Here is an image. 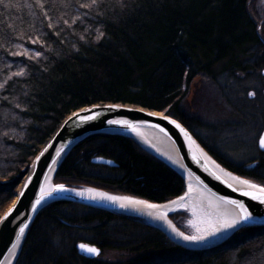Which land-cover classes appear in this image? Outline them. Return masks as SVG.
I'll use <instances>...</instances> for the list:
<instances>
[{
    "label": "trees",
    "instance_id": "obj_1",
    "mask_svg": "<svg viewBox=\"0 0 264 264\" xmlns=\"http://www.w3.org/2000/svg\"><path fill=\"white\" fill-rule=\"evenodd\" d=\"M256 13L253 0H3L0 216L60 123L95 104L164 112L226 168L264 185V152L252 171L233 167L201 140L194 129L198 121L184 105V90L196 78L222 91L237 74L264 70V34ZM257 111L264 122V106ZM96 157L117 167L92 163ZM55 182L152 203L186 190L176 171L118 134L85 138L65 157ZM180 215L169 217L176 221ZM79 242L129 258L88 259L78 253ZM15 264H264V226L242 228L207 250H190L145 220L56 202L37 215Z\"/></svg>",
    "mask_w": 264,
    "mask_h": 264
},
{
    "label": "water",
    "instance_id": "obj_2",
    "mask_svg": "<svg viewBox=\"0 0 264 264\" xmlns=\"http://www.w3.org/2000/svg\"><path fill=\"white\" fill-rule=\"evenodd\" d=\"M86 116H95L96 118L94 120H84L83 117ZM170 120H174L176 124L180 125V128L170 123ZM111 121H128L136 126V131L134 132L132 129L122 126L121 124L110 123ZM181 128L184 131H181ZM147 133H152L153 135H148ZM185 133H187V135H185ZM95 134H118L130 137L139 143L146 151L176 171L184 179L186 190L183 195L167 202L181 200V197H187V183L191 181L199 185L220 203L229 207L234 212L235 216L240 214L239 208L227 203V201L235 200L243 203L252 212L253 219L235 229L226 231L214 240L204 241L202 243H189L176 237L173 230H167L162 225H155L151 223L148 218L151 217L153 220H159L162 223L170 221L172 226H175L176 230L181 232L169 217L176 212L169 213L166 217H162L158 210L149 208L146 205L132 208L125 206L122 208L120 204L117 203L103 201L101 199H90L89 196L84 194L80 195V191L91 189L89 187L81 186L79 188L67 186L63 183H56L57 171L68 153L85 138ZM262 137H264V130L259 141ZM259 141L258 147L264 152V148L260 147ZM57 153H59V155H57ZM92 163L117 167V164L113 160L104 157L93 158ZM254 165L255 163L251 166ZM243 180L259 184L232 172L218 162L179 120L164 112L151 111L134 105L118 103L95 104L83 107L68 115L60 123L54 133L45 141L26 170L15 199L0 216V264H7L8 260L12 258L11 256L13 255L14 259L12 264H15L21 251L22 244L37 215L44 207L56 202L79 204L126 217L145 220L163 231L172 241L186 249L207 250L213 248L226 242L242 228L264 226V205L240 194L243 191L250 190L240 183V181ZM60 184H63L65 188L70 191L60 193L54 192L51 196H47V191L50 186ZM41 189L45 190V199L41 201L40 205H37L36 201L41 199ZM97 191H102L103 193L116 197L138 199L130 196L108 193L103 190ZM139 200L145 201L148 204H162L152 203L143 199ZM33 207L36 208V211L32 210ZM141 212L145 214H141ZM10 213L12 214L11 216L9 215ZM25 225L28 227L21 236L19 230ZM81 244L95 247L99 250L100 255L102 253V250L96 245L79 242L76 245V249L78 253L85 258L96 259L99 258L100 255H91L82 251L79 247ZM13 252L14 254L12 255Z\"/></svg>",
    "mask_w": 264,
    "mask_h": 264
},
{
    "label": "rangeland",
    "instance_id": "obj_3",
    "mask_svg": "<svg viewBox=\"0 0 264 264\" xmlns=\"http://www.w3.org/2000/svg\"><path fill=\"white\" fill-rule=\"evenodd\" d=\"M253 6L264 34V0H253ZM184 92L185 108L198 121L193 125L195 132L218 157L233 167L244 168L261 156L258 141L264 122L257 110L264 106V70L250 73L248 77L237 74L222 91L211 80L199 77ZM244 110L249 116H243ZM177 212L181 215L173 221L176 227L185 235H195L192 215L187 210ZM128 258L127 253L114 249L105 250L99 256L100 260L120 262Z\"/></svg>",
    "mask_w": 264,
    "mask_h": 264
},
{
    "label": "snow or ice",
    "instance_id": "obj_4",
    "mask_svg": "<svg viewBox=\"0 0 264 264\" xmlns=\"http://www.w3.org/2000/svg\"><path fill=\"white\" fill-rule=\"evenodd\" d=\"M0 3H3V0H0ZM93 3H95V0H93ZM17 75H23V73L22 72L17 73ZM253 95H254V93H253ZM95 118H96L95 116L83 117L84 120H94ZM169 122L174 124L177 128H180V125L176 124V122L174 120H170ZM110 123L121 124L122 126H125V127L132 129L134 132L136 131V126L134 124L128 122V121H111ZM180 130L184 131L182 128ZM185 135H187V133H185ZM259 144H260L261 148H264V137H262L260 139ZM57 155H59V153H57ZM240 183L245 185L248 189H250L249 191L241 192L240 194L242 196H247L251 200L258 201L259 204L264 205V186L249 182L247 180L240 181ZM66 191H70V190L65 188V186L63 184L50 186L48 191H47V196H51L54 192L60 193V192H66ZM189 191H191V186H189ZM44 192H45V190L41 189L42 195H41V199L36 201L37 205H40L41 201L43 199H45ZM88 192L93 193L92 195L89 196L90 199L100 198L103 200L112 201L114 203L119 202L120 207H122V208L125 207L126 204L127 205L145 204L149 208L159 207L158 205H155V204H146L145 201L132 200L128 197L109 196L106 193L94 192L93 189H89ZM80 195H83V193H80ZM180 199L185 200L186 197H181ZM221 199H223V198H221ZM227 203H230V204L236 206L237 208H239L240 214L238 216H228L225 214L222 219H219L216 222H210L209 226L207 228H203V229L196 227V225H194V227H196V234L195 235H185L183 232L177 231L175 226H172V230L174 232H176V235L179 236L184 241H187L189 243H202L205 240L209 239L210 237H214V236L218 235L222 231H228L231 229H235L238 226H240L242 224H246L253 219L252 212L243 203H240L239 201H235V200L227 201ZM32 210L36 211V208L33 207ZM192 212H193V215H196V209L195 208L192 209ZM9 215L11 216L12 214L10 213ZM161 216L166 217L167 213L166 212L161 213ZM169 223L171 224L170 221H169ZM27 227L28 226L25 225L24 227L20 228L19 231H20L21 236L24 234L25 229ZM79 247L82 251L89 253L91 255H96V256L100 255L99 250L95 247L86 246L84 244H81Z\"/></svg>",
    "mask_w": 264,
    "mask_h": 264
},
{
    "label": "bare ground",
    "instance_id": "obj_5",
    "mask_svg": "<svg viewBox=\"0 0 264 264\" xmlns=\"http://www.w3.org/2000/svg\"><path fill=\"white\" fill-rule=\"evenodd\" d=\"M147 134L153 135L152 133H147ZM189 186H191V191H189ZM88 190L89 189H84L80 191V193H83L84 195H87V196L92 195L93 193H89ZM187 191H188V195L185 200H174V201L165 202L162 204H155L159 206L155 209L158 210L160 214L166 212L167 215L169 213L177 212L178 210H187L193 217L192 224L202 229L207 228L210 222H216L217 220L222 219L225 214L228 216H235L234 212L229 207L223 205L218 200L213 198L211 195H209L204 189H202L196 183L189 181L187 183ZM94 192H102V191L94 190ZM97 199H100V198H97ZM132 200H139V199H132ZM103 201L112 202L109 200H103ZM115 203L120 204L119 202H115ZM144 205L145 204H136V205L126 204V207L132 208V207H141ZM193 208L196 209V215H193V212H192ZM142 213L145 214L144 212H141V214ZM206 215H208L207 216L208 218L206 217ZM148 218L151 223L158 225V226L162 225L167 230H172V224H170L169 221H167V223H162L159 220H153V218L151 217H148ZM225 232L226 231H222L218 235L214 237H210L209 239L205 241L214 240ZM173 233L176 237L180 238L179 236L176 235V232L173 231ZM13 254L14 252L12 253V255ZM13 256H11L12 258L8 260L7 264H12V261L14 259Z\"/></svg>",
    "mask_w": 264,
    "mask_h": 264
},
{
    "label": "flooded vegetation",
    "instance_id": "obj_6",
    "mask_svg": "<svg viewBox=\"0 0 264 264\" xmlns=\"http://www.w3.org/2000/svg\"><path fill=\"white\" fill-rule=\"evenodd\" d=\"M253 163H255V165L254 166H251ZM259 165V163H258V161H253L252 163H250V164H248L246 167H244L243 169L245 170V171H252V170H254L255 168H256V166H258Z\"/></svg>",
    "mask_w": 264,
    "mask_h": 264
}]
</instances>
